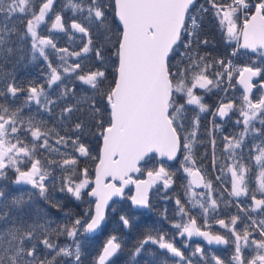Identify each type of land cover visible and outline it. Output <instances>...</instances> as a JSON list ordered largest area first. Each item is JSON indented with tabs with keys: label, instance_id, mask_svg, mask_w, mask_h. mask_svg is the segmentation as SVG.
Returning a JSON list of instances; mask_svg holds the SVG:
<instances>
[{
	"label": "snow or ice",
	"instance_id": "6c2138e0",
	"mask_svg": "<svg viewBox=\"0 0 264 264\" xmlns=\"http://www.w3.org/2000/svg\"><path fill=\"white\" fill-rule=\"evenodd\" d=\"M205 4L197 7V0H114V17L119 22V28L114 32L112 18L106 10L111 5H106L103 0H66L63 8L70 9L74 17H81L72 19L69 39L78 33L83 44L79 51H69L68 48L57 47L50 36L41 35L38 31L41 25L51 20L49 32L67 34L68 27L62 14L56 12L53 16L55 0H0V13H3L0 58L8 60L14 56L17 51L14 45L30 37L33 59L38 54L47 65L48 88L61 82L63 74H71L91 91L90 95L77 97L74 90L65 87L54 100L49 98L42 85L30 82L25 89L18 86L14 78L10 81L7 76L0 78V179L6 178L7 170L11 169L15 172L13 183L30 185L36 190L27 193V199L20 195L11 200H7L5 191L0 190V206L6 209L0 212V264H81L84 241L79 238L83 236L86 241L88 234L97 233L106 226L105 209L112 197L122 195L125 185L136 184V195L131 197L133 205L148 207V189L157 180H162L165 188L173 183L172 174L163 166L155 173L149 171L146 181L129 178V173L140 171L139 162L150 153L172 160L182 147L187 154L184 156L186 163L181 167L191 178L187 191L191 193L193 184L197 187L203 185L208 190L200 194L206 196V200L190 199L189 202L202 209L206 217L210 210H216L218 199L213 197L212 181L206 180L194 167L192 156L200 124L199 114L209 111L203 95L197 94L196 90L210 92L214 88L220 89L225 78L227 87H232L234 74L238 76L236 82L243 88L240 119L236 121L242 129L233 136L224 137V150L231 162L225 163L221 170L231 174V190L225 189L230 197L248 195L253 183L255 191L260 193V198L253 193L249 208L241 209L251 224L238 230V215L232 216L230 223L224 219L217 220L216 223L234 239L202 231L192 217L187 222L174 223L172 227L181 236H200L209 244L232 243L234 251L228 264H264V219L257 221L251 216L254 212L264 216V94L255 101L250 95L257 87L253 78L264 80V0H257L254 5H250L248 0H205ZM209 11L224 44L232 48L229 55H254L259 66L253 61L237 68L231 59L210 60L209 53L201 54L202 47L212 44L201 34L203 19ZM17 14L22 15L17 17ZM24 17H27L24 31H19L15 24L8 26V21L19 19L23 22ZM47 49L58 54L60 64L54 65L49 60ZM110 50L114 51L106 57ZM90 53L95 56V70H85L79 60L68 61L69 57L81 58ZM113 56L114 76L109 80L106 71ZM174 59L175 63L172 62ZM213 69L219 70L210 75ZM227 87L223 90L227 91ZM259 87L264 88V82ZM25 92V103L34 102L49 114L58 106V100L64 101L58 114L59 123L66 129L64 135L55 127L49 128L44 121L34 118L25 121L21 116L22 106L12 107L19 95ZM69 97L75 102H69L66 99ZM235 110L234 103L221 101L213 115L223 119ZM190 111L193 113L191 129L182 138ZM256 121L261 127H255ZM93 128L96 130L94 134L103 141L98 157H90L88 147L81 142V137ZM253 133L256 134L253 138L260 139V143L248 146L246 138ZM29 136L31 140H28ZM212 143L215 146L214 140ZM69 147L71 153L62 151ZM246 147L247 161L237 153ZM45 153L48 154L46 161H42L39 156ZM52 156L59 159L50 158ZM79 157L98 161L94 181L89 178L88 168L78 170ZM22 164L26 167L22 168ZM50 169L67 173L60 178V192L81 201L84 190L90 188L87 196L94 198V208L92 200L86 201L88 207L82 213L75 215L74 219L71 218L72 213H65L68 222L55 229L45 218L44 209L36 207L33 210V198L36 196L51 207L59 208L52 194L55 178L51 190L46 183L52 176ZM108 177L113 181L119 180L120 185L106 182ZM176 205L183 221L189 216V211L179 199ZM13 212L16 215H12ZM116 226L129 228V217L120 215ZM205 226H208L207 220ZM253 232L258 233V238ZM62 235L72 243L62 246L53 239V236ZM148 243L177 258L165 261V264H192V260L168 240L163 231L155 229L139 240L130 253V262H135ZM248 249H251L250 253ZM122 250L120 238L115 234L109 235L93 264H115L113 258ZM197 254L204 264H225L218 256L206 257L199 246L193 253L194 256Z\"/></svg>",
	"mask_w": 264,
	"mask_h": 264
},
{
	"label": "trees",
	"instance_id": "16d2710c",
	"mask_svg": "<svg viewBox=\"0 0 264 264\" xmlns=\"http://www.w3.org/2000/svg\"><path fill=\"white\" fill-rule=\"evenodd\" d=\"M253 3H256L257 0H250ZM256 1V2H255ZM35 2V0H34ZM58 4L55 5L54 12H60L65 18L67 12L63 11V5L65 4V0H55ZM106 5H111V8L106 9L108 11L109 16L112 18L113 24L112 27L115 30L118 28L114 18H113V7L112 0H103ZM60 3V4H59ZM22 14H17L19 17ZM65 20V19H64ZM27 17H24L23 22L19 19H13L8 21V26L12 27L13 24L19 29V31H24V26L26 25ZM3 23V13H0V24ZM201 34L202 37L206 36L212 44L208 47H202L200 52L201 54L209 53V59L213 58H223L226 60L229 59L230 55L228 54L229 47L224 44L220 33L217 29L216 22L212 16L211 11L207 13L204 17L202 25H201ZM50 37L54 40L59 48H68L69 51H79L83 46L80 40V34H75L74 38L69 42L66 40L65 35H55L50 33ZM17 48L16 54L10 57L8 60H3L0 58V78L8 77L10 81L12 78L15 79L18 86L22 88H27L29 83L31 82L37 86H43L45 88V92L48 94L49 98L57 99L65 87L68 89L74 90L77 97L84 94H91V91L88 89V86L81 84L78 80H76L75 75L71 74H63L62 81L57 82V84L53 85L52 88H48L47 86V78H48V68L46 63L42 58L36 54V58L33 59V54L31 52L30 47V38H26L24 41L18 42L14 45ZM97 46L99 44L97 43ZM50 50L49 60L54 64H60L58 59V54L55 53L54 50ZM110 50L105 55L110 56L112 54ZM183 51V49H180ZM73 60H79L82 62V65L85 70L89 68H93L95 62L94 54H88V56L81 58H72L69 57V63H72ZM255 61L256 65L259 66V60L256 56H246L240 55L235 58V63L238 68L250 65ZM115 62V57H112V61L108 63L106 74L111 80L114 76V69L112 67V63ZM175 63V59L172 61ZM219 69H213L210 71V75L213 71ZM62 71V69H61ZM264 82L262 78L257 77V85ZM232 87H227V78H225L224 85L220 89H212L210 92H205L204 90H196L197 94L203 95L204 103L208 106L209 111L200 113V124L197 130V142L193 146L192 156L195 160V167L200 170L201 174L205 177L206 180H211L213 185V197L218 199V208L215 210L214 220L224 219L226 222L230 223L231 217L234 215H238L240 220L236 225L238 230H243L246 224H251V220L248 219V215L241 211V209H247L251 205V196L254 193L257 198H260L259 192L255 191L254 183L250 185V192L248 195L240 196L238 200H235L237 206H235L229 198H226L225 195L222 194L220 188L217 186L215 182H213V174L218 178H222V174L225 171H222V166L225 163H230L231 161L227 160L228 154L225 152V136H233L237 134L241 129L242 125H237L236 121L240 119L239 116V107L242 104V99L239 91L234 86V79L231 81ZM227 87V91L223 89ZM27 93H22L15 100L14 104H12L13 108L22 106V118L27 121L29 118H34L36 121H44L47 123L49 128L55 127L57 131L60 132L61 135H64L66 129L64 125H61L58 120V114L60 112V105L64 103V101L58 100V106L54 109L52 114L45 112L43 109H40L34 102L25 103V97ZM251 98L255 101L258 100L259 96L257 95L256 90H254ZM69 102H75L71 97L66 98ZM2 100V98H0ZM223 101L225 103L232 102L236 105V110L229 113V115L225 118H221L219 116L211 115V112L215 108H218L220 102ZM198 111V109H197ZM193 113L190 111L188 113V121L185 124V132L181 133L183 135L186 134L187 131L191 129V118ZM255 127L259 128L261 125L258 121L254 122ZM71 125L69 124L68 127ZM95 128L88 132L87 135L81 137V142L88 147L90 152V157L98 156V148L100 137L95 135ZM23 136V134H21ZM256 134L253 133L246 138V144L251 146L253 143H260V139H254L253 137ZM28 140H31V137H28ZM215 141V146L212 141ZM54 143V140H53ZM62 151L71 153V147L67 149H62ZM238 155H242L247 161L248 158V147H246L243 152L237 150ZM47 153L44 155H40L39 158L42 161H46ZM78 156V154H76ZM184 156V149L180 150L178 161L180 158ZM215 157L216 163L213 164V159ZM50 158L59 159L57 156H52ZM97 160H93L91 158L79 157V162L77 165L78 170H83L84 168L89 169V178L92 177V170ZM155 161L153 159L147 160L143 166V170L151 168L152 164L154 165ZM30 166V165H27ZM21 167H26L25 165H21ZM178 165L175 167H171L168 169V172L172 174L173 183L170 185L168 190H162L161 188H155L149 197V206L147 211L131 213L129 211L128 206L123 201L121 203L112 204L109 211L106 213V226L103 227L99 233L85 241V238L82 236L79 239L83 242L82 250H81V264H93L94 257L100 251L104 241L107 239L109 235L115 234L120 238V241L123 245V250L118 253L117 257H114L115 264H165V261L171 262L177 258L171 256V254L165 251H161L158 249L157 245L148 243L144 246L142 252L137 255L135 262H130V253L134 250V248L138 245L139 240H141L144 235L148 234L150 230L155 229L156 231H163L166 234V238L172 241L178 248H180L186 257H189L192 260V264H204V261L200 259L199 254L193 255L195 252V243L185 241V247L181 248V244L179 242V232L172 227L174 223L178 222H187L189 217L194 218V214L192 210L189 212L188 217H184L183 221L181 220V215L178 214V209L176 205V200L179 199L182 204H184L183 200V180H181V176L178 170ZM52 172V176H50L49 180L46 183L49 184L50 190L52 188L53 178H55V191L52 193L53 197L59 203V208L51 207L49 204H46L42 199L38 196L33 198V210L36 207L42 208L46 212V219L50 220L51 228L55 229L58 225L67 223L68 217L65 216V213H72V219L75 218V215L82 213L85 208L88 207L86 201V195L84 190L83 198L81 201H77L74 197H71L70 194L65 192H60V178L67 173H62L60 169H50ZM229 178L231 176L228 173ZM15 180V172L11 169L7 170L6 178L0 179V190L5 191L6 199L11 200L14 196L24 195V198L27 199V193L35 192L36 190L32 189L30 185L26 184H15L12 181ZM185 206V204H184ZM186 208V206H185ZM6 210L4 207L0 206V212ZM12 215H16L15 212ZM120 215H126L129 217L131 226L129 228H123L122 226L117 228V221L119 220ZM252 218L259 221L260 219H264L259 213H251ZM34 218V217H33ZM207 230L213 234H222L230 239H234L231 237V234L227 232L225 229L221 230L213 224V221H210ZM155 234V232H153ZM253 235L258 238V233L253 232ZM53 239L60 245L71 244V240H69L66 236H53ZM200 248L203 250L206 257L209 259L212 256H218L222 260L225 261V264L231 259V256L234 251V245L232 243L229 244H209L204 238L201 241ZM249 253L251 249L247 250Z\"/></svg>",
	"mask_w": 264,
	"mask_h": 264
},
{
	"label": "rangeland",
	"instance_id": "374dc122",
	"mask_svg": "<svg viewBox=\"0 0 264 264\" xmlns=\"http://www.w3.org/2000/svg\"><path fill=\"white\" fill-rule=\"evenodd\" d=\"M65 3H66V0H65ZM56 4H58L57 2H55V5ZM60 4V3H59ZM55 5H54V7H55ZM56 9H53V16H54V14H55V11ZM63 11L64 12H67V14L65 15V20H64V22H65V25H66V27H68V32H67V34L65 33L64 35H65V38H66V40H68L69 42L72 40H70L69 39V35H72V32L70 31L71 29H70V24H71V21H72V19L73 18H76V19H81V17H79V16H75L74 17V14L72 13V11L70 10V9H65V8H63ZM50 23H51V20H49L48 21V23L47 24H44V25H41L40 26V28L38 29V31L40 32V34L41 35H45V36H50V33L51 32H49V27H50ZM30 38V37H29ZM74 38V37H73ZM46 51H50V50H46ZM259 85L260 84H258L257 85V87H255V90H256V92H257V95L260 97V95L261 94H264V88H260L259 87ZM218 116V115H217ZM225 143V142H224ZM187 153L185 152L184 153V155H186ZM182 163H186L185 161H184V156L182 157V158H180V160H179V162H178V170H180V175H181V177L182 178H184V181H185V186H184V188H185V191H182L183 192V200H184V204H185V206H186V209H188V210H192V212H193V216H194V218L196 219V221H197V225L201 228V230L202 231H208L207 230V228H208V226H209V221H208V215H207V217L204 215V213H203V211H202V209H200L198 206H196V207H193V204L192 203H190L189 201H190V199H195V200H201V201H203V200H206V196H204V197H202L200 194H202V193H206L208 190L204 187L203 188V190L202 191H199V192H197V191H195L193 188H191V193H189L187 190H188V188H189V176H188V174L184 171V169L181 167V164ZM189 166H192V165H189ZM195 167V166H194ZM196 168V167H195ZM213 182H215L216 184H217V186L220 188V190H221V192H222V194L223 195H225L227 198H229L231 201H233L234 203H235V200H238V198L239 197H230L229 195H228V191H230L231 190V180H230V178H229V175H228V173L225 171L223 174H222V178H217L214 174H213ZM225 189H227L228 191H225ZM87 190V189H86ZM86 192V191H85ZM195 194V196L194 197H192V194ZM259 195H260V193H259ZM236 205H237V203H235ZM189 212H191V211H189ZM207 220V224H208V226L206 227L205 226V221ZM204 229V230H203Z\"/></svg>",
	"mask_w": 264,
	"mask_h": 264
},
{
	"label": "flooded vegetation",
	"instance_id": "af4514ba",
	"mask_svg": "<svg viewBox=\"0 0 264 264\" xmlns=\"http://www.w3.org/2000/svg\"><path fill=\"white\" fill-rule=\"evenodd\" d=\"M181 149H183L182 147H181ZM180 149V150H181ZM180 150H179V152H178V154L180 153ZM186 151L184 150V153H185ZM185 156V155H184ZM178 157H179V155H178ZM183 157V156H182ZM181 157V158H182ZM150 159H153L154 161H155V163H154V165L152 164V166H151V168L149 167V169L147 168V170H143V166H144V164H145V162L147 161V160H149V158L148 159H146L145 161H144V163L142 164V165H140L139 166V169H140V171H138V173H137V176L135 177V178H133V180H135V181H139V180H142L143 179V177L149 172V171H152L153 173H155L156 171H158L159 170V168L161 167V166H163L164 168H165V170L166 171H168V169L169 168H173V167H175V166H177V165H179L178 164V160L177 161H175L174 163H171V164H167V163H164V162H159V161H156L154 158H152V157H150ZM179 173H181L180 172V170H179ZM181 176V175H180ZM191 178H189V180H190ZM181 180H183L184 181V178H182L181 177ZM230 180H231V176H230ZM189 182V181H188ZM183 184V186H182V190L181 191H185V188H184V186H185V181L182 183ZM155 188H161L162 190H168L169 188H165L164 187V184H163V181L162 180H159V183L157 184V185H155L154 187H152L151 188V190H150V192H149V194H148V203H149V197H150V194H151V192L155 189ZM191 188H193L195 191H197V192H199V191H202L203 190V188H204V186L203 185H201V186H199V187H197L196 185H191ZM183 194V193H182ZM130 195H131V186L122 194V199L121 200H119V201H112V203L110 204V206L109 207H111V205L112 204H117V203H121V202H125L126 203V205L128 206V208H129V211H131V213H138V212H140L141 213V211H133L131 208H130V205H129V203H128V198L130 197ZM226 197V196H225ZM227 198V197H226ZM239 199V198H238ZM232 203L235 205V206H237L233 201H232ZM110 209V208H109ZM147 209H148V207H146V209L144 210V211H147ZM109 211V210H108ZM144 211H142V212H144ZM214 216H215V210L213 211V210H210L209 211V213H208V221H209V223H210V221H213V224L216 226V227H218L219 229H221V230H224L223 228H221L220 227V225L218 224V223H216V220H214ZM204 230V229H203ZM193 237V239H191ZM191 238H188V237H186L185 235L184 236H179V242H180V244H181V248H184L186 245H185V241H188V242H192V243H195V249H196V247L197 246H199L200 247V244H201V241H202V239H203V237H200V236H195V235H193ZM159 249V248H158ZM159 250H161V249H159ZM161 251H165V250H161Z\"/></svg>",
	"mask_w": 264,
	"mask_h": 264
},
{
	"label": "water",
	"instance_id": "95a60500",
	"mask_svg": "<svg viewBox=\"0 0 264 264\" xmlns=\"http://www.w3.org/2000/svg\"><path fill=\"white\" fill-rule=\"evenodd\" d=\"M112 7H113V18H114V21H115L117 27L119 28V22H118V20H116L115 17H114V0H112ZM53 32L56 33V34H58V35L62 34V32H56V31H53ZM240 51H241V52H244V51H246V50H240ZM237 79H238V76L235 78L234 84H235L236 88L240 91V93L243 95V88H242V86H240V85L236 82ZM256 80H257V77H256V78H253V82H256ZM250 95H251V94H250ZM102 143H103L102 138H100V141H99V148H98V156H99V152H100V148H101V146H102ZM177 155H178V152H177ZM177 155H176V157H175L174 159H172V160H168L167 157H161V156H159V155L156 154V153H150L147 157H145L144 160H142V161L139 162L138 167H139L140 165H142V164L144 163V161H145L146 159L150 158V157L155 158L156 161L164 162V163H167V164H171L172 162L175 161V159L177 158ZM98 156H97V157H98ZM97 162H98V161H96V163H97ZM96 163H95V165H96ZM95 165H94V167H93V170H92V177H91V180H93V181L95 180ZM137 173H138V172H131V173H129V178H130L131 180H133V178H135V177L137 176ZM148 179H149V177H148V173H147V174L143 177V179H142V180H139V181H146V180H148ZM106 182L115 183V184H117V186L120 185V181H119V180H115V181H113V180H111L110 177L106 178ZM158 183H159V180H157L156 183L153 184V185L148 189V194H149L151 188L154 187L155 185H157ZM92 186H94V184H93ZM130 186H131V195H130V197H129L128 200H127L128 203H129V205H130V208H131L132 210H134V211H144V210L146 209V207L138 206V205H133V204H132V201H131V197L134 196V195H136V184H134V183H129V184L125 185V186H124L123 193H124V192H125ZM90 190H91V189L89 188L88 191H90ZM88 191H87V192H88ZM87 192H86V198H87L88 200H92V201H93V208H94V198L87 196ZM123 193H122V194H123ZM121 199H122V195H121V196H114V197H112V199L109 201V206H110V204L112 203V201H119V200H121ZM109 206L106 207V209H105V213H106V211L108 210ZM97 234H98V232H97V233H93V234H88V238H87V239H90V238H92L93 236H95V235H97ZM185 236L188 237L186 234H185ZM188 238H191V237H188ZM191 239H193V237H192Z\"/></svg>",
	"mask_w": 264,
	"mask_h": 264
},
{
	"label": "built area",
	"instance_id": "2783aa9c",
	"mask_svg": "<svg viewBox=\"0 0 264 264\" xmlns=\"http://www.w3.org/2000/svg\"><path fill=\"white\" fill-rule=\"evenodd\" d=\"M200 4H205V0H197V7H199ZM205 6H207V4H205ZM242 19H243V17L241 16V22H242ZM231 51H230V53H231Z\"/></svg>",
	"mask_w": 264,
	"mask_h": 264
},
{
	"label": "bare ground",
	"instance_id": "6f19581e",
	"mask_svg": "<svg viewBox=\"0 0 264 264\" xmlns=\"http://www.w3.org/2000/svg\"><path fill=\"white\" fill-rule=\"evenodd\" d=\"M256 2V1H255Z\"/></svg>",
	"mask_w": 264,
	"mask_h": 264
}]
</instances>
